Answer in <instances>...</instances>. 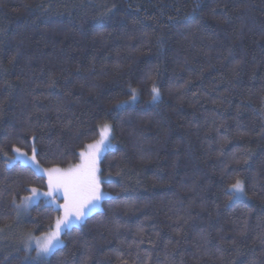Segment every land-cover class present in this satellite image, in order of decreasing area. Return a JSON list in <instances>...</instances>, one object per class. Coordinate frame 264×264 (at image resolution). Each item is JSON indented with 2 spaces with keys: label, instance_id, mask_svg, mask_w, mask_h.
<instances>
[{
  "label": "trees",
  "instance_id": "trees-1",
  "mask_svg": "<svg viewBox=\"0 0 264 264\" xmlns=\"http://www.w3.org/2000/svg\"><path fill=\"white\" fill-rule=\"evenodd\" d=\"M106 123L100 210L27 260L61 209L17 219L47 183L7 158L76 165ZM0 230V264H264V0H0Z\"/></svg>",
  "mask_w": 264,
  "mask_h": 264
},
{
  "label": "snow or ice",
  "instance_id": "snow-or-ice-1",
  "mask_svg": "<svg viewBox=\"0 0 264 264\" xmlns=\"http://www.w3.org/2000/svg\"><path fill=\"white\" fill-rule=\"evenodd\" d=\"M152 92V99L156 101L159 96L158 89L153 87ZM132 99H136L134 90ZM117 107H119V104ZM111 132V126L107 123L101 126L100 140L86 145L88 151H81V164L67 170L59 168L48 169L47 176L50 189L48 192H40L33 187L29 189L31 193L29 196L21 198L20 204H15V201H13L18 211H26L40 197L51 198L54 194H58L61 189L63 190L65 203L59 207L63 208L64 215L56 220L55 229L51 230L43 240L30 237L27 242L26 246L31 249L33 247V239L35 240V251L38 258L50 255L57 247L61 246V233L70 228L73 223L81 222L107 196L100 187L98 163L101 154L110 144ZM14 151L17 153L16 159L23 160L26 164L30 163L26 154L22 153L19 148ZM36 151L33 148L32 161L35 160ZM227 191L233 197L243 195V182L237 178L234 183L228 186Z\"/></svg>",
  "mask_w": 264,
  "mask_h": 264
},
{
  "label": "rangeland",
  "instance_id": "rangeland-1",
  "mask_svg": "<svg viewBox=\"0 0 264 264\" xmlns=\"http://www.w3.org/2000/svg\"><path fill=\"white\" fill-rule=\"evenodd\" d=\"M135 101H136V99L133 100L132 97H130L129 99H127V100L121 102V104H120L119 106L127 105V104L132 105V104H134ZM125 102H126V103H125ZM100 138H101V128H100V134H99V137H98L94 142H92V143H90V144L95 143L96 141L100 140ZM113 146H114V142H113V140H112V132H111L110 144H109V146L103 151V153H104L106 150H108V149H110L111 147H113ZM83 151L86 152V151H88V149L85 147V149H84ZM22 153H24V152H22ZM103 153H102V154H103ZM24 154H26V153H24ZM102 154H101V156H102ZM16 156H17V153L14 152V154H13L11 157H8V158H7V163H8V164H11V163H14V162L18 161V162H20V163L26 164L23 160L16 159V158H15ZM26 156L28 157V159H29V161H30V163H28V164L31 165V166L35 169V171H36L37 173H39V174H41V175H44L45 178H46L47 188L44 189V190L38 189L40 192H48V191L50 190V189H49V186H48V176H47V170H48V169H51V168H59V169L67 170V169H69V168H74L76 165H79V164L82 163L81 156H80L79 162H78L76 165H73V166H70V167H64V168H63V167L43 168V167L39 166V165L35 162V160H34V161L31 160V158H32V156H33L32 154H31V155L26 154ZM101 156H100V158H99V163H100ZM99 163H98V167H99V170H100ZM98 175H99V178H100V171H99ZM100 181H101V179H100ZM100 187H101V185H100ZM101 190H102V189H101ZM30 194H31V193L29 192V193L25 194L23 197H25V196H29ZM239 196H240V195H239ZM23 197H22V198H23ZM61 198H63V190H62V189L60 190V192H59L58 194H54V196L51 197V198H46V197H43V196L40 197L35 203L39 202L40 200H44V202H46V203H51V204H53V205L59 204V205L61 206V205H63V204L65 203L64 199H61ZM20 201H21V200H20ZM20 201H19L17 204H20ZM50 201H53V202H50ZM35 203L31 204V205L28 207V209H29L32 205H34ZM100 203H101V201L99 202V204H98L97 207H95L94 209H92V210L89 212L88 215L92 214V213L95 212V211L100 210V206H101ZM28 209H27L26 211H23V210L18 211L17 208L15 207V211H16L17 219H19V220L23 219V218L26 216V213H27ZM60 209H61V211H60V216H59V218L63 217V215H64V210H63V208L60 207ZM88 215H87V216H88ZM87 216H86V217H87ZM86 217H85V218H86ZM85 218H84V219H85ZM57 219H58V218H57ZM57 219H56V220H57ZM84 219H83L81 222L73 223L72 226L79 225L80 223H82V222L84 221ZM55 224H56V221H55V223H54V225H53V227H52L51 230H54V229H55ZM72 226H71V227H72ZM68 229H69V228H68ZM51 230H50V231H51ZM50 231H48V232H46V233H43V234H40V235H31V234H26V233L23 234V233H22V234L20 235L19 239L15 237L16 240L18 239L17 241H18V243L20 244V249H22V250L24 251V257H25L27 260L36 261V260L44 259V258H46V257L49 256V255H48V256L39 257V258L37 257V254H36V251H35V240H34V239H33V247H32L31 249H29L26 245H27V242H28V240H29L30 237H32V238H40L41 240H43V238H45V237L49 234ZM61 234H62V233H61ZM6 235H7V234H6L3 230H2V231L0 230V246H1V244L3 243L2 240H3V238H4ZM60 239H61V236H60ZM17 241H15V243H17Z\"/></svg>",
  "mask_w": 264,
  "mask_h": 264
}]
</instances>
